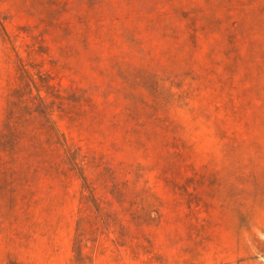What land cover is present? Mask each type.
Segmentation results:
<instances>
[{"label":"rangeland","instance_id":"1","mask_svg":"<svg viewBox=\"0 0 264 264\" xmlns=\"http://www.w3.org/2000/svg\"><path fill=\"white\" fill-rule=\"evenodd\" d=\"M23 67L84 161L0 175V264H264V0H0V135Z\"/></svg>","mask_w":264,"mask_h":264},{"label":"trees","instance_id":"2","mask_svg":"<svg viewBox=\"0 0 264 264\" xmlns=\"http://www.w3.org/2000/svg\"><path fill=\"white\" fill-rule=\"evenodd\" d=\"M37 84L28 69L20 68L0 135V175H74L75 166L84 161L79 149L55 125L49 100L52 84L43 83L40 89ZM75 251V262L85 264L82 240L76 241Z\"/></svg>","mask_w":264,"mask_h":264}]
</instances>
